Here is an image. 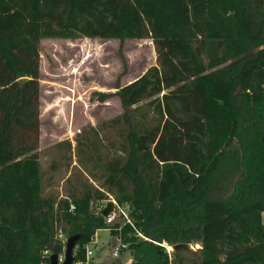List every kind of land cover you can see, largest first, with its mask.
<instances>
[{"label": "trees", "instance_id": "1", "mask_svg": "<svg viewBox=\"0 0 264 264\" xmlns=\"http://www.w3.org/2000/svg\"><path fill=\"white\" fill-rule=\"evenodd\" d=\"M81 38L151 39L158 65L96 93L127 111L123 140L87 157L100 186L78 173L57 199L40 156L41 42ZM109 195L129 207V264H187L193 243L199 264H264V0H0V264H50L61 231L80 235L75 263L97 264L84 251L110 229L93 207Z\"/></svg>", "mask_w": 264, "mask_h": 264}, {"label": "rangeland", "instance_id": "2", "mask_svg": "<svg viewBox=\"0 0 264 264\" xmlns=\"http://www.w3.org/2000/svg\"><path fill=\"white\" fill-rule=\"evenodd\" d=\"M156 65L157 53L151 39L124 43L88 38L41 42L40 156L45 195L67 197L78 173H83L91 185H101L97 177L91 176L89 171L96 164L89 163L87 157L103 162L118 153L123 140L121 129L126 126L113 121L127 111L118 97L102 102L96 93H116L117 87L130 84ZM125 223V218L118 216L108 225L110 229L97 231L85 248V257L92 251L91 259L97 264H128L129 253L118 258L113 255ZM59 238L67 241L70 237L61 231ZM78 249L76 245L74 257ZM172 249L174 246H169L171 255L175 253ZM201 249V243H193L180 256L187 264H199ZM65 250L66 246L64 254Z\"/></svg>", "mask_w": 264, "mask_h": 264}, {"label": "built area", "instance_id": "3", "mask_svg": "<svg viewBox=\"0 0 264 264\" xmlns=\"http://www.w3.org/2000/svg\"><path fill=\"white\" fill-rule=\"evenodd\" d=\"M110 202L114 203V207H113L112 213L106 218V224L107 225L113 224V221L118 216L125 218L126 222H130L129 215L127 213V211H129V207L128 206L119 205L112 195H109V199L100 202L98 205L96 204V206H95L96 212L99 213V214H102V211L107 207V205ZM72 210H74V207H72ZM61 240L63 241L64 245L66 246V242H68V240L67 241H65L64 239H61ZM166 249H167L168 253L171 255V252L169 251V246H167ZM127 251H129L128 250V245L124 244V243H122L120 241V244L115 248L113 255H114V257L118 258L121 255H123L124 252H127ZM93 254L94 253L92 251H88L87 252L86 263H90L91 262V260H92L91 258L93 256ZM59 259H60L61 263L64 262L65 254L63 253L62 255H60ZM73 264H84V263H82V262L75 263L74 262Z\"/></svg>", "mask_w": 264, "mask_h": 264}, {"label": "water", "instance_id": "4", "mask_svg": "<svg viewBox=\"0 0 264 264\" xmlns=\"http://www.w3.org/2000/svg\"><path fill=\"white\" fill-rule=\"evenodd\" d=\"M170 161L173 162V158L170 157ZM96 203H94L93 207L95 208ZM114 207V203L110 202L107 207L102 211V215L107 218L113 210ZM80 240V235H75L72 236L68 239L67 245H66V250H65V260L64 262H60L59 259V255L58 254H53L50 257V264H73L75 261V257L73 255L74 253V249L78 243V241ZM185 246L179 245V246H175L174 249H172L173 251H176L178 249H182ZM131 256H133V253H131Z\"/></svg>", "mask_w": 264, "mask_h": 264}, {"label": "crops", "instance_id": "5", "mask_svg": "<svg viewBox=\"0 0 264 264\" xmlns=\"http://www.w3.org/2000/svg\"><path fill=\"white\" fill-rule=\"evenodd\" d=\"M130 257H132V256H131V253H130ZM131 262H132V259L129 258L128 264L131 263Z\"/></svg>", "mask_w": 264, "mask_h": 264}]
</instances>
